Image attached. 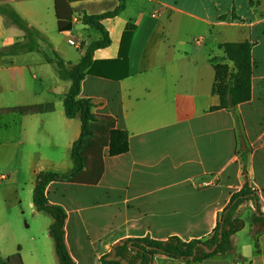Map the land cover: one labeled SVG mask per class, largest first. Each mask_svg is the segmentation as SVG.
Here are the masks:
<instances>
[{
  "label": "crops",
  "instance_id": "0c3cea01",
  "mask_svg": "<svg viewBox=\"0 0 264 264\" xmlns=\"http://www.w3.org/2000/svg\"><path fill=\"white\" fill-rule=\"evenodd\" d=\"M177 1L183 0H125L121 14L102 22L110 45L94 53L92 74L81 82L79 98L91 102L94 115L113 119L115 128L127 133L128 151L116 157L104 151L103 173L94 186L50 183L46 187L48 203L66 214L64 240L74 264H102L101 258L125 240L206 239L218 214L245 183L264 215V0H242V12L234 0H223L228 4L213 12L212 18L201 0H197L201 13L179 8ZM68 4L72 28L60 33L54 0H0V7H9L38 33L35 42L45 55L72 67L90 43L102 39L99 31L84 26L81 19L111 12L118 1L68 0ZM163 13L202 25L201 40L190 45L181 35L192 28L159 22ZM128 23L134 32L120 59V41ZM210 27L242 28L240 40L214 43L220 51L225 43L252 44L250 100L233 110L211 111L219 99L212 93L215 72L210 61L230 69L232 64L224 59L223 51L218 58L201 52ZM26 42L23 32L0 13V50ZM5 75L18 80L24 88L19 94L27 98L34 95L36 80L50 81L47 97L55 90L57 99L21 100L12 110L0 107V117L13 111L25 119V123H14L21 131L16 133V150L3 169L9 177L0 179L5 181L0 192V264H55L48 234L52 218L35 210L32 197L24 201L23 193L26 187L32 195L40 172L64 174L73 168L65 166L59 172L62 165L37 145L39 139L47 143L50 131L57 129L70 158L71 146L80 135L79 119L67 120L63 114L70 81L60 80L54 67L37 52L0 56V79ZM2 142L4 155L9 140L2 138ZM20 152L26 182L18 180ZM241 205L255 210L250 202ZM26 211L29 218H25ZM262 234L255 235L256 240H262ZM2 238H8V256ZM238 257L233 247L231 259L192 264H254L249 249ZM152 264L187 263L157 256ZM257 264H264L262 255Z\"/></svg>",
  "mask_w": 264,
  "mask_h": 264
},
{
  "label": "trees",
  "instance_id": "16d2710c",
  "mask_svg": "<svg viewBox=\"0 0 264 264\" xmlns=\"http://www.w3.org/2000/svg\"><path fill=\"white\" fill-rule=\"evenodd\" d=\"M117 1L118 4L113 11L97 16H84L81 19L84 26L99 31L102 39L90 43L78 63L72 67L58 58L45 55L35 42L38 33L29 28L9 7H0V13L22 31L27 40L26 43L12 44L7 46V49L0 50V56L25 52L41 54L45 61L54 67L60 80L70 81V87L63 99V114L67 120L77 117L80 122L79 138L72 144L70 150L72 170L64 174L40 172L32 192L35 210L52 218L48 234L54 243L58 264H74V261L64 240L66 214L61 207L48 203L45 196L46 187L50 183L94 186L103 173L104 151L106 150L108 157L120 156L128 151L127 133L116 129L113 119L94 115L91 102L79 98L81 82L88 74H92L94 53L110 45L109 34L102 22L115 18L125 10V0ZM54 13L58 32H70L72 11L68 0H54ZM133 32L134 26L126 24L120 41L118 58L121 59L122 49L129 48ZM219 48L224 53V59L232 64V68L216 60L210 61L215 72L212 93L219 99V105L211 111L233 110L250 100L252 44L249 41L225 43ZM245 202H250L252 205L256 202V197L246 183L238 192L232 194L227 206L218 214L216 225L206 239L187 242L176 237L166 240L150 237L125 240L122 245H115L109 254L101 258V262L102 264H152L154 257L157 256L180 260L187 264L214 258L231 259L233 256L231 237L244 228V224L235 218V215L238 207ZM253 221L252 232L255 235L264 233V215L260 213L257 205H255Z\"/></svg>",
  "mask_w": 264,
  "mask_h": 264
},
{
  "label": "rangeland",
  "instance_id": "374dc122",
  "mask_svg": "<svg viewBox=\"0 0 264 264\" xmlns=\"http://www.w3.org/2000/svg\"><path fill=\"white\" fill-rule=\"evenodd\" d=\"M203 7L207 10V13L209 15V18H212L213 12H215L217 9H224L225 5L228 4L225 3L223 0H217L216 2L211 0L210 5L207 3V0H201ZM235 6H240L236 7L239 12H242V0H234ZM177 7L179 8H186L189 11L201 13V6L200 2H197V0H183V1H177L176 2ZM159 22L165 23L168 25H180L181 27H190L192 28L191 32L188 34H184L181 36H184L187 38L188 42L190 45L195 46L197 44L198 40H201V34L202 31H204L202 25L198 23H194L191 20L181 18L177 19L175 17L170 18L168 13H163L159 17ZM206 38L204 42L202 43L203 49L206 50L208 56H214L215 58H218L221 56L222 51L217 49L216 46H214V43H216L219 40H240L242 37V28L236 29V28H230V27H225V28H219V27H210V29L207 30V33L205 34ZM222 35V37H220ZM223 36H226V39H223ZM220 37V38H219ZM216 40V41H215ZM213 44V46H212ZM40 57V56H39ZM41 58V57H40ZM76 61V60H75ZM75 61H72L73 64ZM50 69V68H48ZM43 70L45 71V68L43 67ZM13 74H16L17 71H13ZM10 76H12L10 72ZM36 88H35V93L32 95L31 98H27L25 94H19V91L21 88L18 80H13L11 77L5 75L4 78L2 77L0 79V107L2 108H7V109H14L16 108L15 106L23 100L24 102L26 100H31V101H36V102H47L49 99L52 101H55L57 99L56 92L54 95L47 97V90L49 89L51 83L50 81H39L36 80ZM16 86V87H15ZM24 89V88H23ZM57 90V89H56ZM41 121V118H39ZM23 122L25 123V119L20 120L18 114L15 112L11 111L8 114L3 115L0 117V143L2 144V138L9 140L7 142V145L5 146L4 150V155L2 154V149L0 151V175L3 176H8L6 171H4V167L6 163H9V158L10 156L15 152L16 150V144H17V134L18 131H21V128L19 126H15L14 123L18 122ZM50 131V130H49ZM60 131L53 130L52 132L50 131L49 136L51 135L50 138H48L47 143H42V141H38L37 145L38 147L42 150V152L47 151L49 155H51L54 158V161L56 163H60L62 167L59 169V172H63L66 170L68 166L69 168H72L73 164L67 155L65 149H64V139L60 136ZM39 136L41 137V133H39ZM19 139V138H18ZM23 148V153L25 149V145ZM241 142L239 145V150H241ZM13 163V161H11ZM64 165V166H63ZM18 180H23V182H26V172L27 169L25 167V162L23 160V154L20 152V157L18 161ZM8 181V180H7ZM5 185V181H0V192L3 189ZM32 195L28 193V188L24 187V193H23V200L26 201L27 199L30 200ZM255 214V210H252L251 207H248L247 205H241L238 209V212L236 214V218H238L243 224L244 228L234 234L231 237V244L235 248L236 252L238 253V256H240V253H243L246 250H250V253L252 254V261L254 264H257V257L263 256L264 260V238L262 240H259L258 238L256 240L255 234L252 232L251 228L253 226V216ZM48 217V216H45ZM25 218H29L28 212L26 211L25 213ZM22 223V222H21ZM264 235V233L262 234ZM264 237V236H262ZM51 243V249L53 251V257L55 264H58V259L55 253V248L52 240H49ZM1 244L3 248L4 254L8 256L11 247L8 246L9 241L8 238H2L1 239ZM246 245H249L248 249H245ZM261 246V247H260ZM26 248H29L26 246ZM261 250V254H257L258 250Z\"/></svg>",
  "mask_w": 264,
  "mask_h": 264
},
{
  "label": "built area",
  "instance_id": "2783aa9c",
  "mask_svg": "<svg viewBox=\"0 0 264 264\" xmlns=\"http://www.w3.org/2000/svg\"><path fill=\"white\" fill-rule=\"evenodd\" d=\"M0 179H1V180H4V179H6V177H5V176H4V177H0Z\"/></svg>",
  "mask_w": 264,
  "mask_h": 264
},
{
  "label": "water",
  "instance_id": "95a60500",
  "mask_svg": "<svg viewBox=\"0 0 264 264\" xmlns=\"http://www.w3.org/2000/svg\"><path fill=\"white\" fill-rule=\"evenodd\" d=\"M241 142V146H242V141H240ZM242 149V148H241ZM238 258H240V256L238 257ZM236 261V260H235Z\"/></svg>",
  "mask_w": 264,
  "mask_h": 264
}]
</instances>
